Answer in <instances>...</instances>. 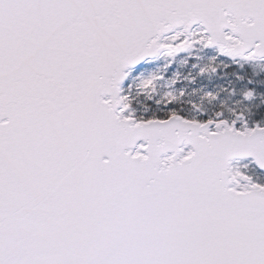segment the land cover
I'll list each match as a JSON object with an SVG mask.
<instances>
[{"label":"snow or ice","instance_id":"6c2138e0","mask_svg":"<svg viewBox=\"0 0 264 264\" xmlns=\"http://www.w3.org/2000/svg\"><path fill=\"white\" fill-rule=\"evenodd\" d=\"M0 264H264V0H0Z\"/></svg>","mask_w":264,"mask_h":264}]
</instances>
